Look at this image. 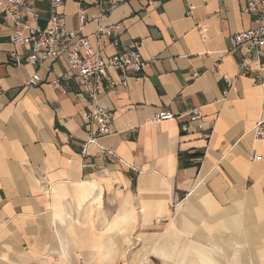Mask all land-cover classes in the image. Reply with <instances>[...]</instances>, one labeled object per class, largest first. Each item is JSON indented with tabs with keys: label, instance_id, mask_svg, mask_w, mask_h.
<instances>
[{
	"label": "crops",
	"instance_id": "1",
	"mask_svg": "<svg viewBox=\"0 0 264 264\" xmlns=\"http://www.w3.org/2000/svg\"><path fill=\"white\" fill-rule=\"evenodd\" d=\"M99 1L65 0L66 29L110 57L122 49L97 37L99 24L119 25L122 46L137 43L147 64L140 79L99 96L109 136L84 119L86 88L60 80L66 55L41 67L9 61L30 54L12 35L45 29L50 0H35L39 17L23 14L21 25L0 8V264H133L138 239L172 243L145 248L143 260L153 250L264 264V137L253 133L261 122L264 132V58L239 75L247 53L231 46L255 28L249 0H128L81 30L80 11L95 13ZM35 73L42 82L31 87ZM194 111L204 129L182 132ZM159 112L177 119L156 123ZM90 134L97 141L87 145Z\"/></svg>",
	"mask_w": 264,
	"mask_h": 264
},
{
	"label": "built area",
	"instance_id": "2",
	"mask_svg": "<svg viewBox=\"0 0 264 264\" xmlns=\"http://www.w3.org/2000/svg\"><path fill=\"white\" fill-rule=\"evenodd\" d=\"M4 5L0 2V8L9 15L16 25H21L23 14L27 17L37 19L39 16L35 10V0H6ZM128 0H100L94 5L95 13L88 15L86 10L79 13L81 30L87 23L98 22L112 14L120 5ZM150 4L159 0H148ZM65 0H50V16L45 29H30V34L25 36L23 31H16L11 38L14 45L29 47L30 54L22 60L17 54L12 53L9 61L13 65L27 64L32 67H41L50 60H57L67 56L69 73L60 77V80L68 81L71 78L77 80V85L85 87L86 91H80V99L89 103V110L85 113L84 119L89 125L98 126V134L109 136L112 133L113 118L110 112L97 104L98 98L105 91L114 90L119 85L127 86L131 78L140 79L142 71L146 67V62L142 60L138 50V44L132 43L129 46H122L120 40V26L111 25L102 27L99 24L97 37H106L111 40V45L122 50L117 54L106 57L102 55L100 49H95L89 38L77 40L79 31H69L65 27L64 17L59 14ZM23 9L24 12L20 10ZM244 13L253 16L255 28L234 34L231 38L232 52L239 50L246 51V57L239 61V75H245L252 71L249 61L264 58V0H249ZM29 28L27 24L24 25ZM206 29H202L205 31ZM1 61V59H0ZM262 67L261 70H263ZM131 71L132 76L128 74ZM111 72L121 74L122 79L115 81ZM75 73V74H74ZM42 82V78L35 73L29 81V86L36 87ZM231 89V83L228 80ZM63 92L66 88L60 86V81L54 83ZM227 94V93H225ZM177 117L170 112H159L154 116V122L174 121ZM193 126L200 130L204 129L202 114L194 111L190 115V121L181 125L182 132H188ZM255 140L263 139V123H258L253 129ZM98 136V135H97ZM96 136L90 134L87 143H96ZM255 158V157H254ZM80 264H88L82 262Z\"/></svg>",
	"mask_w": 264,
	"mask_h": 264
},
{
	"label": "rangeland",
	"instance_id": "3",
	"mask_svg": "<svg viewBox=\"0 0 264 264\" xmlns=\"http://www.w3.org/2000/svg\"><path fill=\"white\" fill-rule=\"evenodd\" d=\"M167 242H164V239H138L137 241L135 240L134 245L132 246V249H131V253L133 254L132 256L133 264H194L195 262L199 264V261L196 259L195 256H193L191 253H185V252H183L182 254L174 258H164L163 259L159 255L151 253L153 251L151 250V252H148L145 260H143L145 257L144 255L141 257V259L137 257L139 256L138 255L139 252L144 251L145 248H149L150 250L151 247L152 248L158 247L161 243L171 248L172 243H167ZM189 246H193V245H189ZM215 260L218 262V264H225L226 262L225 259L223 260L224 263L218 261V260H221V258L219 257H216ZM231 261H229L228 264H235L233 260Z\"/></svg>",
	"mask_w": 264,
	"mask_h": 264
}]
</instances>
